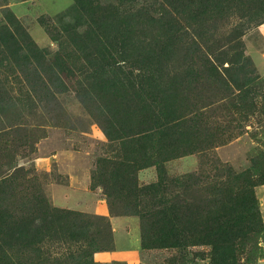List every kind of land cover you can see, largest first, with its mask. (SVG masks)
I'll use <instances>...</instances> for the list:
<instances>
[{
	"label": "trees",
	"instance_id": "trees-1",
	"mask_svg": "<svg viewBox=\"0 0 264 264\" xmlns=\"http://www.w3.org/2000/svg\"><path fill=\"white\" fill-rule=\"evenodd\" d=\"M160 1L159 9H148L149 18L143 17L146 6L139 11L129 9L127 14H120L123 15L121 18L114 17L106 6L96 0H74V5L69 9L76 23L85 26L84 33L76 35V46L88 65L87 69L80 67L84 74L81 101L88 100L90 104L94 90L100 87L99 95L95 92V106L98 107L97 111L104 113V101L108 99L111 102L115 92L121 88L120 82L125 83L130 76L117 70H112L110 74L107 63L130 60L136 61L134 65H147L153 70L140 81L150 79L148 86L163 101L159 109H142L145 111L140 113V119L135 113L128 112L121 124L131 122L133 125L129 130L118 129L116 134L105 130L111 140L120 141L121 150L125 149L130 154L124 158L127 163H119L121 169L111 176L107 174L101 182L107 194L112 188L118 190L116 195L123 204L124 214L140 216L145 245L174 247L209 244L214 247L219 264H235L237 244H251L254 234L262 230L264 225L254 191L255 186L264 182V174L257 175L250 169L236 171L228 163L220 162L211 164L216 173L207 174L203 184L200 172H188L178 177L177 181L161 175L158 182L146 185L140 184L137 173L139 169L155 163L147 161V149L153 147V131L158 127L164 128V131H161L163 136L157 143V154L169 149L171 144L177 148L181 144V152L179 149L174 152L172 147L171 153H177L172 155L177 156L191 151L204 152L225 141L220 139L222 135L218 130L208 127V119L204 116L186 119L198 105V96L192 91L194 88H191L190 83L197 85L205 77L218 81L227 97L236 95L234 99L238 100L243 111L257 108L256 95H261L264 101V93L255 90L259 75L254 72L255 69H248L253 62L246 55L242 39L245 29L264 22V0ZM235 14L241 18V28H235L229 35L218 39L216 34L220 23ZM4 15L7 23L0 25V54H6V51L11 53L15 49L12 51L13 57L8 56L5 60L13 59L12 63L15 62L21 77L24 76L22 79L29 92L37 95L38 102L43 101L41 88L46 90L50 82L60 83L61 89L58 90L66 92L68 85L64 82L62 72L67 71L69 75L75 71L71 70L64 58L62 64L55 68L42 65L43 61H49L44 53L49 54L50 51L45 49L43 53L39 52L41 49L27 30L15 27H20V23L15 22L17 20L12 11L10 14L6 11ZM183 32L190 39H185L181 45L175 36L183 35ZM199 40L205 43L207 53L198 52L201 47ZM112 46L124 48L122 59H108ZM30 53L33 54L32 58L29 57ZM33 59L46 69L42 68L43 74L37 67H29ZM203 59L209 63L207 69H196ZM30 72L32 79L28 76ZM185 78L191 81L184 82ZM18 82L22 84L20 78ZM156 84H159V88ZM108 85L112 93L107 97L101 92ZM231 85L236 91L231 89ZM6 90L7 87L0 86V122L8 116L9 109H15L24 99L13 97ZM28 102L29 106H37L31 99ZM159 102L155 97L154 103ZM113 121L118 122L116 128L121 126L118 120ZM167 121L174 122L177 128L170 132L171 129L165 127ZM166 139L169 142L167 144ZM252 161L255 166L264 163V151L255 155ZM105 162L103 160L99 164L103 171ZM114 163L112 161L113 168ZM6 194L5 191L0 192V200ZM37 200L42 202L37 210L33 205V210L29 209L30 213H25L29 221H20L19 215L15 213L16 208L5 215L0 206V264H13L7 255L10 247L33 245L40 255L43 254L41 246L45 243H64L69 242L68 239L84 240L88 247L84 251L88 252L81 254L80 259L88 256L93 263L92 256L99 250V239L95 231L92 229V236L90 230L101 224L83 218V214L73 210L53 207L46 199L38 197ZM98 218L103 221V217ZM38 220L41 222L37 223ZM242 250H245L244 246ZM248 262L253 263L250 256Z\"/></svg>",
	"mask_w": 264,
	"mask_h": 264
},
{
	"label": "rangeland",
	"instance_id": "rangeland-1",
	"mask_svg": "<svg viewBox=\"0 0 264 264\" xmlns=\"http://www.w3.org/2000/svg\"><path fill=\"white\" fill-rule=\"evenodd\" d=\"M96 1L106 6L114 17L127 14L129 9L139 11L146 6L143 10L144 18L150 17L147 13L148 9L151 11L159 9L158 2H161L160 0L156 3L155 0ZM72 5L74 0H0V25L7 23L4 12L9 11L10 14L12 11L17 20L15 22L20 23V27L17 25L15 27L19 30H27L41 49L39 52L43 53L45 49L50 51L49 54L44 53V57H48L49 61L41 60L42 65L55 68L62 64L64 58L71 70L75 71L69 75L67 71L62 72L64 82L68 85L66 92L58 90L61 89L60 83L50 82L46 90L41 88L43 101L38 102L37 95L34 96L33 92H29V88L25 87L22 79L24 76L21 77L17 65L15 62L12 63L13 59L5 60L8 56L13 57L12 51L15 49L11 53L6 51V54H0L2 83L0 86L7 87L6 91H10L13 97L24 98L23 103L19 104L20 108L18 105L15 109H9L8 116L3 117L0 122V182L2 181L0 192L7 193L2 196L0 206L5 215L16 208L15 213L19 215L20 221L30 220L25 213H30L29 209L33 210V205L37 210L42 204L37 200L38 197L48 200L53 207L81 213L84 215L83 218L101 224L90 230L92 236H94L93 231L98 236L99 250L92 256L93 263H91L88 256L80 259L81 254L88 252L84 251L88 248L84 240L68 239L69 242L52 244L47 242L41 246L43 254L40 255L33 245L26 247L19 244L10 247L8 254L5 252L8 260L13 264H219L220 260L214 247L209 244L174 247L145 245L140 216L124 214V207L116 195L118 191L116 188L110 189L112 194L105 192L102 179L107 174L111 176L121 169L119 163H127L124 158L130 154L125 149L121 150L120 141L111 140L105 130L112 134L113 132L116 134L118 129L129 130L133 125L131 122L121 124L128 112L135 113L140 119V113L145 111L142 109H159L158 106L163 101L155 96V92L148 86L150 79L145 82L140 81L146 78L147 74L153 73V70L147 65H134L135 60L107 63L106 67L109 68L110 74L112 70H117L130 76L125 83L120 82L121 88L115 92L111 102H108V99L104 101L106 103V107L102 109L104 113L97 111L98 107L95 106V92L99 95L100 87L94 90L90 104L88 100L81 101L84 74L80 67L87 69L88 65L82 57L83 53L78 51L76 35L83 34L85 26H79L71 16L69 9ZM240 23L241 18L237 14L232 15L220 23L216 37L220 39L229 35L235 28H241ZM178 35L175 39L181 45L185 43V39H190L185 32H183L184 36ZM242 39L246 46V55H249L253 62L248 69L251 71L255 69L254 72L259 75L255 90H259L262 94L264 93V22L245 29ZM199 42L201 47L199 46L198 52L207 53L205 43L202 40ZM111 50L109 60L122 59L121 53L124 50L122 46H112ZM177 51L180 52V49L178 48ZM32 55L30 53L29 57L32 58ZM208 65V61L203 59L198 66H195L198 70H206ZM29 67L33 69L37 67L43 74V67L36 62V59L31 60ZM65 74L68 77H64ZM29 75V79H32L31 72ZM18 77L22 84L18 82ZM183 80L188 82L190 79ZM155 86L159 88V84ZM190 86L198 96V105L193 109V114L188 115L186 119L191 116H204L208 119V127L214 131L218 130L222 135L220 139L225 141L213 145L204 152L191 151L185 154L179 153L177 156L172 155L177 153H171L173 147L171 144L169 149L157 154L156 148L159 147L157 143L161 140L160 136H163L161 131H164V128L158 127L153 131V147L147 149V161L155 163L138 170L140 184L156 183L161 175L177 181L178 177L188 172H200L201 184H203L207 174L216 173L211 164L220 162L228 163L236 171L250 169L257 175L264 174V163L255 166L252 161L255 155L264 151L262 96H255L257 103L255 110L243 111L241 109L244 108L234 99L236 95L227 97L216 80L205 77L197 85L190 83ZM230 87L236 91L233 85ZM101 93L107 97L111 96L109 85ZM155 97L160 101L158 104L154 103ZM29 99L36 102L37 106H29ZM113 120H118L121 126L116 128L118 122ZM165 127L170 128V132L177 128L171 121ZM165 143H169L167 139ZM173 148L174 152L177 149L181 152V144L179 148ZM103 160L106 161L104 171L99 168ZM112 161L115 162L114 168ZM122 170L127 169L122 168ZM254 191L264 223V182L255 186ZM98 216L103 217V221H100ZM40 222L41 220L37 221ZM243 246L245 250H242ZM236 248L235 264H264V225L262 230L254 234L251 244L239 243ZM249 256L253 263L248 262Z\"/></svg>",
	"mask_w": 264,
	"mask_h": 264
},
{
	"label": "crops",
	"instance_id": "crops-1",
	"mask_svg": "<svg viewBox=\"0 0 264 264\" xmlns=\"http://www.w3.org/2000/svg\"><path fill=\"white\" fill-rule=\"evenodd\" d=\"M103 213H106L105 211H103Z\"/></svg>",
	"mask_w": 264,
	"mask_h": 264
}]
</instances>
